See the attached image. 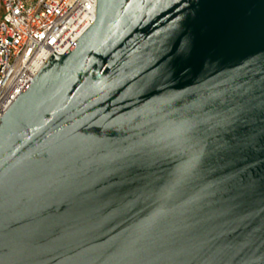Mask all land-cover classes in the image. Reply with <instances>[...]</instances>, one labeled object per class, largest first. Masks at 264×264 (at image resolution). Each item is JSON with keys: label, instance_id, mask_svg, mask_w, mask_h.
<instances>
[{"label": "water", "instance_id": "95a60500", "mask_svg": "<svg viewBox=\"0 0 264 264\" xmlns=\"http://www.w3.org/2000/svg\"><path fill=\"white\" fill-rule=\"evenodd\" d=\"M0 264H264V0H97L0 120Z\"/></svg>", "mask_w": 264, "mask_h": 264}, {"label": "built area", "instance_id": "2783aa9c", "mask_svg": "<svg viewBox=\"0 0 264 264\" xmlns=\"http://www.w3.org/2000/svg\"><path fill=\"white\" fill-rule=\"evenodd\" d=\"M0 120L53 54L94 24L97 0H0Z\"/></svg>", "mask_w": 264, "mask_h": 264}, {"label": "rangeland", "instance_id": "374dc122", "mask_svg": "<svg viewBox=\"0 0 264 264\" xmlns=\"http://www.w3.org/2000/svg\"><path fill=\"white\" fill-rule=\"evenodd\" d=\"M2 17L1 11H0V18Z\"/></svg>", "mask_w": 264, "mask_h": 264}]
</instances>
